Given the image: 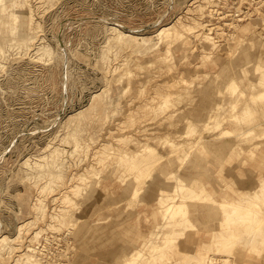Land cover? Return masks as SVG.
Wrapping results in <instances>:
<instances>
[{"label": "rangeland", "instance_id": "1", "mask_svg": "<svg viewBox=\"0 0 264 264\" xmlns=\"http://www.w3.org/2000/svg\"><path fill=\"white\" fill-rule=\"evenodd\" d=\"M0 9L19 18L14 31L0 20V235L12 241L0 264H25L28 253L41 264H127L156 239L159 197L187 195L180 183L201 194L159 264L231 259L200 233L224 217L212 198L237 197L264 176V0H5ZM110 22L145 36L171 26L173 36L130 52L108 42ZM242 212L237 234L252 217ZM262 252L234 259L260 264Z\"/></svg>", "mask_w": 264, "mask_h": 264}, {"label": "bare ground", "instance_id": "2", "mask_svg": "<svg viewBox=\"0 0 264 264\" xmlns=\"http://www.w3.org/2000/svg\"><path fill=\"white\" fill-rule=\"evenodd\" d=\"M5 2V0H0V6L2 5V3ZM237 14V13H236ZM0 15H2L0 17V20H4V24L5 26L7 27V29H10L11 31H14L16 28L19 27V18L14 16L13 14H10L9 12L6 14L4 13V11L2 9H0ZM4 18V19H3ZM17 24V26H16ZM197 24V23H196ZM194 24V25H196ZM199 24V23H198ZM21 25V24H20ZM200 25V24H199ZM191 26V25H190ZM205 26V25H204ZM111 28V34L110 36H108V42H111L113 45L115 46H118L120 48H126V49H131L129 50L130 52L134 51L136 47H138L139 45H142V46H148L152 43V37H156L158 40L155 42V46L154 47H158L161 42L163 40H167L171 35H172V28L171 26H163L160 30H158V32L154 33L153 36H145V35H139V34H134V33H131V32H128V31H125L123 29H121L117 24H114L113 22H110V26ZM21 28V27H20ZM194 28V27H193ZM197 28V27H196ZM199 28V27H198ZM34 29V28H33ZM177 30V29H176ZM184 30H186L184 28ZM190 30V29H189ZM194 30V29H193ZM30 31V30H29ZM32 31V30H31ZM192 32V30H190ZM195 31V30H194ZM34 32V31H33ZM36 32V31H35ZM177 32V31H175ZM179 32V31H178ZM189 33V31H188ZM194 33V32H193ZM199 33V32H198ZM180 34V33H179ZM202 34V32L200 33ZM206 34V33H205ZM203 33V35H205ZM29 35V34H28ZM174 35L176 36V34L174 33ZM182 35V34H181ZM180 35V37H182ZM37 36V35H36ZM173 36V35H172ZM178 36V35H177ZM198 36V35H197ZM206 38H207V35H205ZM210 35H208L209 37ZM28 37L27 36V40H28ZM12 38V37H11ZM179 39V36L177 37ZM171 39V38H170ZM174 39V38H173ZM208 39V38H207ZM15 41V40H14ZM107 42V43H108ZM167 44V43H166ZM171 44V43H170ZM174 44V43H173ZM1 46V45H0ZM171 46V45H170ZM169 46V47H170ZM43 48H45V50H49L47 47V45H43L42 46ZM117 48V47H116ZM115 48V49H116ZM109 49V48H108ZM133 49V50H132ZM104 50V49H103ZM1 51V50H0ZM136 51V50H135ZM103 52V51H102ZM107 52V51H106ZM140 54V53H139ZM107 55V54H106ZM126 55H127V52H126ZM134 55V54H133ZM109 56V55H108ZM105 58V57H104ZM109 58V57H108ZM124 58V56H123ZM126 58V57H125ZM110 59V58H109ZM127 59V58H126ZM130 59V58H129ZM160 59V58H159ZM124 62V60H123ZM129 62L125 61L123 64H127ZM128 65V64H127ZM141 65V64H140ZM125 69V68H124ZM128 69V68H127ZM131 71V70H130ZM121 73V72H120ZM131 73V72H130ZM129 73V75L131 76V74ZM123 74V73H121ZM124 76V75H123ZM129 76V78H130ZM124 78V77H123ZM152 78V77H151ZM150 79V78H149ZM166 83V82H165ZM168 84V82H167ZM169 85V84H168ZM171 85V84H170ZM163 86V85H162ZM173 86V85H172ZM177 88V87H175ZM166 89V87H165ZM168 89V88H167ZM166 89V90H167ZM172 89V88H171ZM162 90V89H161ZM169 90V89H168ZM180 90V88H179ZM156 91V90H155ZM155 91H154V94H155ZM158 91V90H157ZM173 92V91H172ZM175 92V91H174ZM174 92H173V96H174ZM177 92V91H176ZM180 92V91H179ZM178 92V93H179ZM169 94V93H168ZM167 94V95H168ZM171 94V93H170ZM176 94V93H175ZM181 96V92L179 93ZM178 95V94H177ZM170 96V95H169ZM176 96V95H175ZM180 96V98H181ZM158 98V95L156 94L155 98ZM172 97V95L170 96ZM183 97V96H182ZM156 98V100H157ZM153 99H154V96H153ZM169 99V98H168ZM178 99H179V95H178ZM183 99V98H182ZM155 100V101H156ZM163 100V99H162ZM165 100V98H164ZM170 100V99H169ZM184 101H185V98H184ZM148 102V100H147ZM150 102V101H149ZM154 102V101H153ZM152 102V103H153ZM163 102V101H162ZM166 102V100H165ZM164 102V103H165ZM168 102V101H167ZM180 103H183V100L181 102V100H179ZM151 103V102H150ZM177 103H178V100H177ZM179 103V104H180ZM154 104V103H153ZM170 104V101L169 103H167V105ZM172 104V103H171ZM159 105V104H158ZM157 105V106H158ZM162 104H160L159 106H161ZM164 105V104H163ZM166 105V104H165ZM150 106V105H149ZM156 106V107H157ZM158 106V107H159ZM169 106V105H168ZM174 106V105H173ZM177 106V105H176ZM153 107V106H152ZM172 107V106H171ZM148 108V106H147ZM163 108V107H162ZM167 108V107H166ZM157 109V108H156ZM168 109V108H167ZM170 109V107H169ZM175 109V108H174ZM163 110V109H162ZM160 108V111L159 112H163ZM154 111V109H153ZM164 112H165V109H164ZM156 113V111H155ZM160 113V114H161ZM153 114V113H152ZM157 114H158V111H157ZM164 114V113H163ZM149 118V117H148ZM219 123V122H217ZM216 125V124H215ZM219 126L221 125L220 123L218 124ZM217 125V126H218ZM214 127L213 125H210V127ZM216 126V127H217ZM218 126V127H219ZM209 129V128H208ZM213 129V128H212ZM217 129H215L216 131ZM219 133V132H218ZM227 134V133H231V131L229 129H226V128H223L222 131H221V134ZM245 133V132H244ZM220 135V133H219ZM241 135V134H240ZM201 136V135H200ZM203 136V135H202ZM218 136V135H217ZM220 136H224V135H220ZM238 136V135H237ZM242 136V135H241ZM215 137V136H214ZM219 137V136H218ZM226 137V136H225ZM203 138V137H202ZM200 138V139H202ZM230 138V137H229ZM232 138V137H231ZM243 138V137H242ZM235 139V138H234ZM240 139V138H239ZM257 139V138H255ZM238 140V139H237ZM241 140V139H240ZM259 140V138H258ZM218 142V141H217ZM251 144V143H250ZM51 145V143L49 144V146ZM227 144H225V147H226ZM243 145V144H242ZM246 145V144H245ZM47 145V147H49ZM230 146V144H229ZM232 146V145H231ZM230 146V147H231ZM254 146V145H253ZM52 147V146H51ZM55 147V146H54ZM224 147V148H225ZM251 147V146H250ZM228 148V147H227ZM244 148V147H243ZM53 149V148H52ZM226 149V148H225ZM227 150V149H226ZM256 151V150H255ZM152 152H153V149H152ZM53 153H57L55 151H53ZM47 154V153H46ZM53 154V155H54ZM246 154V153H245ZM48 156V155H47ZM46 156V158H47ZM52 156V155H51ZM247 157V156H246ZM32 158V157H30ZM34 158V157H33ZM44 158V157H43ZM61 158V157H60ZM57 159V158H55ZM63 159V158H62ZM243 159V158H241ZM37 160V159H36ZM43 160V159H42ZM26 161V160H24ZM33 161V160H32ZM47 161V160H46ZM62 161V160H60ZM31 162V160H30ZM29 162V165L31 164ZM36 162V161H35ZM40 162V161H39ZM45 162V161H44ZM28 164V163H27ZM43 164V163H42ZM145 164V163H144ZM142 164V165H144ZM39 165V164H38ZM36 167V165H34ZM59 166V165H58ZM48 167V166H47ZM46 167V168H47ZM53 168V167H52ZM36 169V168H35ZM39 169V168H38ZM57 169V167H56ZM132 169V168H131ZM139 169V168H138ZM50 170H53V169H50ZM49 170V171H50ZM55 170V168H54ZM134 170V168L132 169V171ZM144 170V169H143ZM200 171V170H199ZM231 171V170H230ZM134 172V171H133ZM139 173V172H138ZM227 173V172H226ZM132 174V172H131ZM248 174V173H247ZM250 174V173H249ZM52 175V174H51ZM134 175V174H133ZM132 175V176H133ZM137 175V174H136ZM218 175V174H217ZM231 175V174H230ZM235 175V174H234ZM233 175V176H234ZM139 176V175H138ZM137 176V177H138ZM214 177V176H213ZM253 177V176H252ZM132 178V177H131ZM140 179L143 180L142 176L140 175V177H138ZM238 178V177H237ZM139 179V180H140ZM220 179V178H219ZM256 179V178H255ZM142 180L140 181V183L142 182ZM148 180V179H147ZM146 180V181H147ZM215 180V179H214ZM222 180V179H221ZM243 180V179H242ZM253 180V178L251 179ZM257 180V179H256ZM245 181V180H244ZM135 183V181H133ZM217 182V181H216ZM145 183V182H144ZM211 183V181H210ZM221 183V182H220ZM224 184V183H223ZM247 184V183H245ZM256 184V183H255ZM222 185V184H221ZM220 185V186H221ZM248 185V184H247ZM245 185V186H247ZM254 186V184H253ZM251 186V187H253ZM140 187H142V185H140ZM218 188V187H217ZM238 188V187H237ZM243 187H240V189H238V193H237V197H234V198H231L230 196H226L223 200H219V199H216V198H212L214 199V202L217 203V206H219L220 210L223 211L224 213V217L223 218H218L216 217V219L214 218L213 220L215 221L213 223V230L212 229V225H210V228L209 230H203L200 235H201V240L200 242L202 241V239L204 237H209L210 238V241L208 243L209 247H211L212 245L214 247H217V251L215 252H220L221 255H226V252L227 251H231L232 254H231V259L230 258H227V257H221V261L218 262V261H215L214 263H218V264H229V261H231V263L235 262L236 264H240V262H236V260L234 258H236L235 254H238V256H244L245 257V262L246 263H249V259H255L254 258V253L256 254H259V252H261V249L263 250L264 248V218H261L259 217L258 215V210H260L263 206H264V176L261 177L259 179V181L257 182V185L253 188V189H247V190H243L242 189ZM134 189V188H133ZM137 189V188H136ZM176 189V186H174V190ZM188 190L187 192V195H183V194H179V193H175L173 195H169L167 196L166 194L162 195L159 197V201H160V205H161V208L162 211L161 213V220L162 222L160 224L157 225V228L156 230L154 231L153 235L156 234V239L158 238V240L154 239L151 241V244H148L146 243L144 245V248H145V252H142V251H138V252H133L129 258L127 259V264H143V263H150V264H159V259H161L163 261V258L162 256H164V254L166 252H168L169 250L172 249L173 245L175 244L177 238V234L178 235H181L183 234V232L185 231V229L187 230V226H188V223L191 221L189 219V216H183L181 217L182 215H184L188 210H189V204H188V201H190L191 198L195 197V194H201L200 192H196L195 194L194 193H190L192 192V188H190L189 186H186L184 187L183 184H179V186H177V191H183V190ZM225 189V188H224ZM245 189V188H244ZM216 190V189H215ZM234 190V189H233ZM190 191V192H189ZM202 191V190H201ZM204 191V190H203ZM170 192V191H169ZM232 192V191H231ZM236 192H237V189H236ZM172 193V192H171ZM167 196V197H166ZM198 196V195H197ZM166 197V198H164ZM214 197V196H213ZM207 198H211L210 196L207 197ZM206 198V199H207ZM219 198V197H217ZM69 199V198H68ZM197 200V199H196ZM199 200V199H198ZM194 201V200H193ZM200 201V200H199ZM206 201V200H205ZM208 201H210L208 199ZM198 202V201H196ZM202 202V201H200ZM246 203H248L247 205H245ZM209 204H213V203H210ZM198 205V204H196ZM206 206V204H204ZM195 207V206H194ZM208 207V205H207ZM210 207V206H209ZM208 207V208H209ZM212 208H214L213 206H211ZM211 207L209 209H211ZM42 208V207H41ZM205 208V207H204ZM246 208V210L248 211L247 212V215L244 214V217L245 216H248V215H252V217H247V218H242V220L245 219V221L243 222H246L245 223V226L242 227V229L240 230L239 234H237L236 232H234L235 230L233 229V224H235L234 222L236 221L235 219H239L238 216L240 214V217H243V212ZM218 209V208H217ZM216 209V211H217ZM220 210H218V212H220ZM199 211V210H198ZM200 211H204V210H201ZM215 213V212H214ZM221 213V212H220ZM220 213H217V214H220ZM242 213V214H241ZM263 213V212H262ZM261 212L260 214L263 215ZM208 214V213H207ZM205 215V214H204ZM255 216V217H253ZM258 216V217H257ZM208 217H209V214H208ZM215 217V216H214ZM206 219V218H205ZM201 220V219H200ZM200 220L198 221V223L200 222ZM234 220V221H233ZM241 220V218H240ZM239 220V221H240ZM241 220V221H242ZM33 221V220H32ZM203 221L205 222V220L203 219ZM196 222V220H195ZM194 222L195 225H197L196 223ZM210 222V221H208ZM192 223V222H191ZM237 223H239L237 221ZM219 224V225H218ZM22 225V224H21ZM206 225V224H205ZM238 225V224H237ZM193 226V224H192ZM191 226V227H192ZM199 226V225H198ZM21 227V226H20ZM18 228L19 231L23 228ZM209 227V226H208ZM239 227V226H238ZM185 228V229H184ZM190 228V227H188ZM195 228V227H193ZM207 228V227H205ZM237 229V228H236ZM211 230V231H210ZM239 230V229H238ZM237 231V230H236ZM39 232V231H38ZM38 232H36V235L38 234ZM186 232V231H185ZM209 232V233H208ZM242 232V233H241ZM22 233V232H21ZM3 234V233H2ZM5 234V233H4ZM8 235V234H7ZM20 235V234H19ZM176 235V236H175ZM241 235V236H240ZM8 236H11V235H8ZM6 235H3L1 236L0 235V256L3 255L4 256V251H7L9 250L10 246L8 245V242L11 241L10 237H8ZM241 237L240 239H242V244L240 243V247H238L239 243H237L235 241V239H237L238 237ZM182 237V235L180 236ZM12 238V237H11ZM155 238V237H154ZM239 239V238H238ZM197 239H195L196 241ZM240 241V240H239ZM12 242V241H11ZM237 243V244H236ZM178 244H181V243H178ZM177 244V245H178ZM237 246L235 247L234 246ZM147 245V246H146ZM175 245V246H177ZM246 245V246H245ZM233 246L235 247V249L233 248ZM8 247V249H7ZM263 247V248H261ZM244 248H247V251L248 252H244L242 251V249ZM261 248V249H260ZM210 249V248H209ZM233 249H234V252H233ZM11 250V248H10ZM29 250H31L29 248ZM34 251V249H32ZM168 250V251H167ZM240 250V251H239ZM251 250V251H249ZM211 251V250H210ZM209 251V252H210ZM8 252V251H7ZM213 251H211L212 253ZM36 253V252H35ZM205 253V252H204ZM225 253V254H224ZM8 254V253H7ZM6 254V255H7ZM219 254V253H218ZM229 254V253H228ZM168 255V254H166ZM213 255H216L213 253ZM220 255V254H219ZM188 256V255H187ZM235 256V257H234ZM258 256V255H257ZM166 256H164L165 258ZM170 257V256H169ZM19 258H21L22 262L25 263V264H41L36 258L33 257L32 254L28 253L26 255H23L22 257V254L19 255ZM247 258V259H246ZM168 262H170V259L171 258H168ZM230 259V260H229ZM242 259V258H241ZM143 260V261H141ZM257 260H260V264H264V252H262V255H260V257H257ZM224 262V263H222ZM171 263V262H170ZM242 264V263H241Z\"/></svg>", "mask_w": 264, "mask_h": 264}]
</instances>
